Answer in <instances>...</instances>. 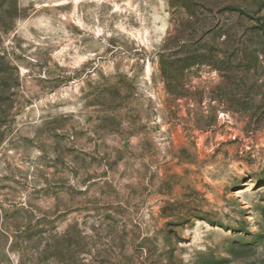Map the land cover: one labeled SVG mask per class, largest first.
I'll list each match as a JSON object with an SVG mask.
<instances>
[{"label": "rangeland", "instance_id": "obj_1", "mask_svg": "<svg viewBox=\"0 0 264 264\" xmlns=\"http://www.w3.org/2000/svg\"><path fill=\"white\" fill-rule=\"evenodd\" d=\"M0 264H264V0H0Z\"/></svg>", "mask_w": 264, "mask_h": 264}]
</instances>
